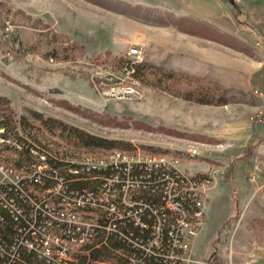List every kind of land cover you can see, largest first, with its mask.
<instances>
[{"label":"rangeland","instance_id":"rangeland-1","mask_svg":"<svg viewBox=\"0 0 264 264\" xmlns=\"http://www.w3.org/2000/svg\"><path fill=\"white\" fill-rule=\"evenodd\" d=\"M132 45L142 48V62L219 82L229 102L184 98L196 82L158 85L153 75L124 72ZM256 88H264V0H0V96L18 120H30L27 132L39 139L33 148L70 160L126 149L70 145L41 128L36 112L130 142L127 149L184 158L183 167L206 178L199 183L203 222L191 238L195 264H264V121ZM0 144L1 183L17 177L7 166L20 152ZM192 146L200 153L190 155Z\"/></svg>","mask_w":264,"mask_h":264},{"label":"built area","instance_id":"built-area-1","mask_svg":"<svg viewBox=\"0 0 264 264\" xmlns=\"http://www.w3.org/2000/svg\"><path fill=\"white\" fill-rule=\"evenodd\" d=\"M5 25L13 27L12 20L6 19ZM143 59L142 48L132 45L122 69L135 77V65ZM254 96L258 117L264 121V88H256ZM136 149H121L110 158L69 160L59 167L37 152L27 168L8 162L7 170L18 175L0 183V205L28 221L20 227L22 243L51 264H72L81 248L110 245L113 240L128 246L115 249L124 257L123 264H195L191 238L203 222L199 183L206 178L189 172L178 155ZM186 150L200 153L198 147ZM62 168L78 177L67 179ZM86 178L92 186L70 187L73 180ZM48 180L53 183L46 185ZM28 181H38L42 188L30 184L26 190Z\"/></svg>","mask_w":264,"mask_h":264},{"label":"trees","instance_id":"trees-1","mask_svg":"<svg viewBox=\"0 0 264 264\" xmlns=\"http://www.w3.org/2000/svg\"><path fill=\"white\" fill-rule=\"evenodd\" d=\"M181 29L190 32L193 31L184 26H181ZM53 33L57 35L55 30ZM66 49H68V46H66ZM53 54H57V51L54 50ZM148 74L155 76L158 85L166 81L172 82L173 84L183 83L184 80H187L189 83L196 82L197 84L195 86L182 92V96L186 99L196 100L197 102L205 104H227L229 102V89L217 81H208L198 76L171 71L162 65L148 61L135 65L134 75L145 80ZM8 102L7 98L0 96V130L3 129V132H1L3 138L2 143L5 144L10 139L15 141L17 145L5 144L4 147L14 148L20 152L19 158H15L13 164L17 168H27L37 158L36 152L46 154L47 161L55 167L69 164L70 159L66 158L65 155L54 154L44 148H39L40 150L33 148L36 147L34 146V141L39 142V139L36 135L27 132V125L30 124V120L28 121L26 116H22L18 120L14 110L10 106H7ZM34 114L41 122V128H45L51 133L58 135L61 140L70 145L86 148L121 147L127 149L132 147L130 142L91 133L81 127L67 123L62 119L44 116L41 113L36 114V112ZM31 124L33 127H36L33 123ZM28 135L31 138L27 137ZM42 145L45 146L46 144ZM61 173L67 179L78 177L71 174L67 168H62ZM83 176H87L86 173ZM52 183L48 180L46 185ZM30 184L42 188V186H39L38 181H28L24 184V188L27 190ZM92 185L93 181H90L89 178L73 180L70 183V187H78L80 189ZM15 194V191L11 192V195ZM27 223L28 221L26 219L22 217L16 218L8 208L0 205V264H51L46 259L39 257L34 250H29L22 243L23 233L20 232V227L27 226ZM117 248H128V246L122 241L113 240L110 245L81 248L75 253L72 264H123L125 259L115 252Z\"/></svg>","mask_w":264,"mask_h":264},{"label":"crops","instance_id":"crops-1","mask_svg":"<svg viewBox=\"0 0 264 264\" xmlns=\"http://www.w3.org/2000/svg\"><path fill=\"white\" fill-rule=\"evenodd\" d=\"M182 1H184V0H182ZM200 10H201V9H200ZM62 16H63V15H60V16H58V18H59V17L61 18ZM56 18H57V17H56Z\"/></svg>","mask_w":264,"mask_h":264},{"label":"water","instance_id":"water-1","mask_svg":"<svg viewBox=\"0 0 264 264\" xmlns=\"http://www.w3.org/2000/svg\"><path fill=\"white\" fill-rule=\"evenodd\" d=\"M230 1H233V0H230Z\"/></svg>","mask_w":264,"mask_h":264}]
</instances>
